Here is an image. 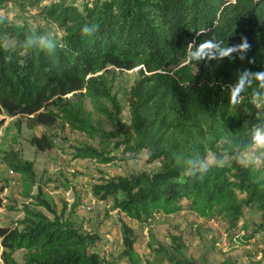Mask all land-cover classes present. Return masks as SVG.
<instances>
[{
    "label": "trees",
    "instance_id": "16d2710c",
    "mask_svg": "<svg viewBox=\"0 0 264 264\" xmlns=\"http://www.w3.org/2000/svg\"><path fill=\"white\" fill-rule=\"evenodd\" d=\"M7 1L19 0L0 5ZM44 12L64 31L51 49L27 43L42 39L43 29L10 22L0 12V114L26 116L31 127L61 122L100 139L99 147L74 145L75 158L107 163L145 150L149 162L159 161L154 171L107 176L93 185L97 198L112 200V209L130 219L145 224L190 210L220 216L233 229L246 207H256L261 216L245 241L264 235V164L239 161L254 146L255 132H264V0H93L82 8L57 0ZM110 66L138 69L129 89V124L119 116L121 104L106 74ZM229 83L243 86L236 103ZM95 115L115 129H104ZM31 142L42 150L56 146L45 133ZM210 155L223 166L209 163L201 172L187 163ZM2 158L20 174L22 195L53 214L35 202L23 204L16 226L0 227L5 264H108L90 251L97 232L57 213L40 185L32 194L38 183L33 162L16 149ZM121 228L120 255L141 264L132 226L122 221ZM149 231L160 260L203 264L187 255L181 234H169L165 245ZM19 249L22 263L14 257ZM220 264L238 262L226 256Z\"/></svg>",
    "mask_w": 264,
    "mask_h": 264
},
{
    "label": "rangeland",
    "instance_id": "374dc122",
    "mask_svg": "<svg viewBox=\"0 0 264 264\" xmlns=\"http://www.w3.org/2000/svg\"><path fill=\"white\" fill-rule=\"evenodd\" d=\"M57 0H40L30 4L27 1H7L0 5V12L10 22H26L34 29L44 30L43 40H58L63 29L48 18L44 7ZM82 8L84 3L93 0H66ZM9 43H13L11 40ZM112 92L121 104L120 119L129 124L128 108L129 89L138 75V69L122 70L110 66L106 72ZM95 120L106 130L115 129V125L107 118L95 115ZM51 136L56 146L47 150L39 149L31 142L34 136L42 134ZM93 145L99 147L100 139L88 137L85 133L73 130L69 125L57 122L52 126H29L27 117L10 115L6 111L0 114V227H14L17 220L24 215L23 204H34L37 199H28L22 195L21 176L9 169L2 155L10 149L18 150L22 157L34 164L37 185L32 194H38L41 186L42 196L49 201L57 213L71 216L76 224H82L88 232H97L99 239L90 251L105 257L108 264H130L126 257L120 255L123 249L122 221L132 226L135 233V249L142 256L141 264H169L160 260L150 248V229L165 245L171 243L169 234H181L186 253L203 264H220L226 256L233 257L238 264H264V235L256 234L255 238L246 240L259 221L261 212L256 207H246L236 228L229 229L227 222L220 216L203 217L190 210H183L173 215H157L145 224L130 219L124 212L112 209V200L97 198L92 193L94 184L102 182L104 177L112 175H128L132 171H154L160 166L159 161L149 162L147 152L142 150L135 157L125 154L116 160L101 163L92 158H75L74 145ZM118 156L121 150L114 151ZM264 150L255 145L240 154L239 161L243 165L247 153L261 155ZM227 159V155H224ZM208 161L214 160L210 155ZM264 164V159L259 165ZM33 202V203H32ZM49 216L53 214L45 207L37 205ZM3 246L0 237V264L3 259ZM24 250L14 253L15 259L22 263ZM151 262V263H150Z\"/></svg>",
    "mask_w": 264,
    "mask_h": 264
},
{
    "label": "clouds",
    "instance_id": "9594fccd",
    "mask_svg": "<svg viewBox=\"0 0 264 264\" xmlns=\"http://www.w3.org/2000/svg\"><path fill=\"white\" fill-rule=\"evenodd\" d=\"M96 29L98 28V26H95ZM83 31L88 32L90 31L87 27H85L83 29ZM39 42V44L43 47H47L49 49L54 48L55 45L51 40H43L40 39L38 37H33L32 39H30L27 43L29 45H31L34 42ZM261 78H264V74H261ZM239 95V88H237L236 90L233 91L232 97H231V102L232 103H236V97ZM253 140H254V145L257 149H261L264 150V132L262 131H256L254 136H253ZM244 162L245 165H251V166H257L261 163V160L264 159V152L261 153V155H256L254 153H247L244 156ZM188 165L190 166V168L192 169H196L199 170L201 172L205 171L207 169V167L209 166V163H218L219 166H223V161H215L212 160L211 162L208 160H193V159H189L187 161Z\"/></svg>",
    "mask_w": 264,
    "mask_h": 264
},
{
    "label": "built area",
    "instance_id": "2783aa9c",
    "mask_svg": "<svg viewBox=\"0 0 264 264\" xmlns=\"http://www.w3.org/2000/svg\"><path fill=\"white\" fill-rule=\"evenodd\" d=\"M228 86L231 88L232 91L236 90L237 88H239V97L241 96V88L243 87L241 84H231L229 83Z\"/></svg>",
    "mask_w": 264,
    "mask_h": 264
}]
</instances>
